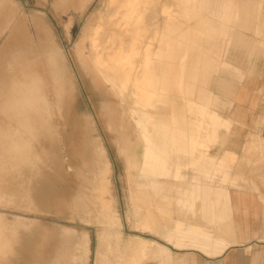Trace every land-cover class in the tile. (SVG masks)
<instances>
[{"label": "rangeland", "instance_id": "374dc122", "mask_svg": "<svg viewBox=\"0 0 264 264\" xmlns=\"http://www.w3.org/2000/svg\"><path fill=\"white\" fill-rule=\"evenodd\" d=\"M107 1L91 0L83 12L73 11L72 16L62 0H10L8 3L16 8L18 15L10 28L0 34V83L7 85V81L21 80L25 73L41 77L52 115L57 116L58 128L57 134H52V148L56 147V154L52 152L50 158L37 166L34 174L29 166H21V163L10 157L5 165H0V190L4 192L5 199L12 197V200L0 201V214L9 222L20 221L16 239L11 246L12 251L4 257L8 260L0 261V264H54L55 257L64 249L63 231H74L89 241V251L76 264H105L106 256L121 257L123 264H139L140 261L141 264H160L161 259L154 252L159 248L156 243L161 244L165 239V235L162 236L161 233L167 234L169 230H175L176 224L180 222L179 218L193 215L196 200L200 199L202 193H206L207 198L211 186H219L223 190L216 194V198L224 201L228 199L226 187L233 185L231 181L223 182L218 175L210 186L199 185L193 178L196 176L202 181V177L191 168L185 169L186 177L183 180L167 176L156 180L159 184L155 189L150 187L136 190L132 183L133 176L132 179L128 176L127 163L116 143L120 103L109 87L95 75L88 59L78 54V45L83 41L88 20L97 17L99 10L105 9ZM180 1V7L184 8L187 7L186 3L191 2ZM232 2L234 10L239 13V22L243 24L241 32L245 37L242 45L236 48V55L242 62L243 78L231 77L234 84L223 97L225 100L230 98L233 102L228 107L225 106L222 113L236 119L235 112L240 107L245 121L243 127L233 124L225 143H214L210 154L215 150L235 148L238 157L233 159L231 167L234 185L241 179L242 189L258 193L264 205V194L260 191L264 190V152L258 157L257 151L260 154L263 150L261 144L256 149L249 145L251 138L262 137L264 140V0ZM21 13L34 15L39 19V24H49L56 42L68 57L72 86L67 84L68 87L66 83L63 85V81L49 76V69L44 74L39 65L31 67L27 59L21 60V51L27 44L26 37L32 40L31 45L41 49V33L38 28L32 32L21 29ZM201 17V14L183 15L187 25L180 37L182 46L174 44L176 46L171 47L163 58L167 64L174 65L172 70L178 68L180 61L176 58L182 52L189 51L191 55L193 51L200 50L198 44H192L199 42L200 38L193 28L201 21ZM172 39L174 41V37ZM190 67L191 63L186 61L185 68L188 70ZM162 81L166 87L171 84L169 78ZM235 91L238 92L236 99L232 94ZM174 92L170 93L171 99H165V106L163 105L166 117L174 113L176 118L179 106L183 105L176 89ZM111 110L115 112L112 113ZM84 133H88L86 141L82 135ZM128 135L132 140L135 139L132 127L129 128ZM90 139L98 140L111 164L112 173L108 179L110 194L103 196L104 208L111 207V215L117 220L111 226L104 223L105 219L99 212L100 205L92 200V195H96V185L83 164ZM93 143L90 145H94ZM181 155L179 152L172 156L174 166L177 161L180 164L186 163V154ZM151 181L152 179L143 180L142 183L148 185ZM193 189L196 190V197H190L189 207L185 203L189 194L184 193ZM149 215L150 220L147 219ZM181 225L183 228L184 225ZM145 227L146 230L143 229ZM102 234L106 235L105 239ZM116 235L119 239H115ZM72 241L75 242L76 237ZM143 241L151 244V247L142 245L143 249L145 246L146 253L150 250L149 254L143 251L146 258L139 253L140 242ZM129 242H132L135 250H130ZM116 245L120 246L116 249Z\"/></svg>", "mask_w": 264, "mask_h": 264}, {"label": "bare ground", "instance_id": "6f19581e", "mask_svg": "<svg viewBox=\"0 0 264 264\" xmlns=\"http://www.w3.org/2000/svg\"><path fill=\"white\" fill-rule=\"evenodd\" d=\"M9 1L0 0V34L10 28L18 15L16 8L8 4ZM62 1L70 16L73 15V11L83 12L91 2V0ZM181 2L180 0H108L105 9L99 10L97 17L88 20L83 32V41L78 45V54L88 59L95 75L109 87L120 103L121 112L119 115L117 113L119 129L116 130L118 135L116 143L120 154L125 158L128 176L130 179L133 178L132 183L137 191L141 188L155 189L159 184L156 180L167 176L183 180L186 177L185 169L188 168L202 177V181L196 176L193 178L199 185L210 186L212 180L220 175L223 182L231 181L232 188L242 189V180L234 185L235 179L231 174L233 159L238 157L235 148L215 150L213 154H210V148L214 143H225L233 124L244 126V114L241 113L243 109L240 107L235 112L236 119L226 117L222 113L223 108L226 109L225 106L233 102L230 98L225 100L223 97L234 84L231 77L243 78L242 62L236 55V48L241 46L245 39L241 32L243 24L239 22V13L234 10L232 0H191L186 3V8L180 7ZM187 13L203 15L201 21L193 28L196 29L200 39L198 43L193 41L195 43L192 45L198 44L200 50L193 51L191 55L189 51L182 52L176 58L180 61L178 68L172 70L173 64L168 63V65L163 58L171 47L182 46L180 37L187 25L184 23L183 15ZM48 25L42 22L36 26L41 33V46L39 45L41 49L34 44L31 45L30 38H25L27 44L21 52V60L27 59L31 67L39 65L44 74L49 69V76L52 75L54 79L63 81V85L66 83V86L67 84L72 86L68 57L56 42ZM186 61L191 63L188 70L185 68ZM168 78L171 84L166 87L162 79ZM174 89L181 96L183 104L179 106L178 118H175L174 113L166 117L163 111L165 99H171L170 93H175ZM232 94L236 99L238 92ZM0 99L2 115L17 114L19 111L35 115L51 112L42 79L34 73H25L23 79H16L7 85H2L1 82ZM111 112L114 113L115 110ZM130 127L135 136L133 140L128 135ZM4 129L0 128V165H5L9 157L21 163V153L25 152L26 159L38 135L35 132H25L23 137L17 133L9 134ZM87 134H82L84 141L87 140ZM91 142H94V145H90ZM88 143L83 164L96 185V195H92V200L100 205L99 212L105 219L104 223L111 226L117 220L115 221L111 215L112 208L108 206L104 208L103 203V196L110 194L108 179L112 173L111 164L98 140L90 139ZM259 143L263 150L260 154L257 151L258 157L264 152L263 138H251L249 143L255 149L258 148ZM179 152L181 156L186 154L187 161L185 164L177 161L174 166L171 162L172 156ZM41 153L35 155V160H30L32 165H27L33 174L46 156ZM149 179L152 181L148 185L142 183L143 180ZM221 185L225 184L221 183ZM198 189L199 187L196 190ZM196 190L184 193L189 194V199L185 200L189 207H191L190 197H196ZM1 200H12V197L5 199L4 192L0 190ZM150 218L149 215L147 219ZM19 225L20 221L9 222L0 214V257H6L11 253ZM181 228V224L177 223L175 230L171 229L167 234L160 233L162 236L165 235L166 240L171 241L174 233L177 235L183 233ZM143 229L146 230V227ZM62 235L64 249L55 257L54 264H76L77 260L89 251V241L74 231H63ZM73 237H76L75 242L72 241ZM200 237L207 240L204 236ZM102 238L105 239L106 235L102 234ZM115 239H119V236L116 235ZM116 243L120 244V241ZM129 244L130 250H133L132 242ZM135 244L137 246V243ZM140 244L139 253L143 255L146 250L142 245L147 242L143 241ZM107 246L109 248V244ZM119 246L116 245V249ZM146 246L150 247L149 244ZM149 252L145 253L149 254ZM157 252L154 253L158 255ZM146 257L145 255L144 258ZM106 263L123 264L121 257L118 256L109 258L106 256Z\"/></svg>", "mask_w": 264, "mask_h": 264}, {"label": "crops", "instance_id": "0c3cea01", "mask_svg": "<svg viewBox=\"0 0 264 264\" xmlns=\"http://www.w3.org/2000/svg\"><path fill=\"white\" fill-rule=\"evenodd\" d=\"M27 16L21 14V29L32 32L39 26V19L34 15ZM19 113H0V128L23 137L25 132L38 135L28 152V159H25L24 151L21 153V166L32 165L30 160H35V155L41 152L46 155L44 160L50 158L52 152L56 154V147L52 148V134H57V116L51 112L45 115ZM6 115L9 117H4ZM24 160L28 162H22ZM211 187L207 198L206 193H202L196 200L193 215L179 218L184 225L181 235L176 234L171 241L163 239L161 244L151 241L159 247L156 250L160 264H264V205L260 195L250 189L228 186V199L224 201L216 198L223 189ZM260 191L264 194V190ZM0 258L1 262L8 260L3 256Z\"/></svg>", "mask_w": 264, "mask_h": 264}]
</instances>
